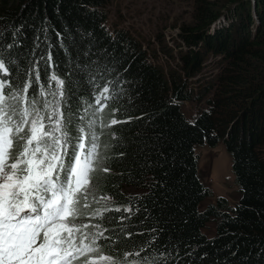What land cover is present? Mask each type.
Masks as SVG:
<instances>
[{"label":"trees","instance_id":"16d2710c","mask_svg":"<svg viewBox=\"0 0 264 264\" xmlns=\"http://www.w3.org/2000/svg\"><path fill=\"white\" fill-rule=\"evenodd\" d=\"M105 1L17 0L0 8V60L9 73L0 78L22 85L39 69L41 83L52 91L56 84L50 77L63 79L62 109L70 117L67 130L73 137L100 88L107 86L114 95L104 108L109 133L102 158L108 171L98 170L93 178L95 199L106 196L111 202L96 207L92 201L89 214L94 206L121 210L105 212L103 219L86 217L92 220L87 223L107 229L109 239L99 242L102 254L121 264H126V253L138 251L152 264H264V86L250 85L238 105L231 98L245 86L244 55L264 56L254 49L264 46L259 28L264 5L260 0H225L226 6L236 5L230 6L237 9L234 15L222 20L217 11L197 15V25L181 35L189 46L183 76L152 62L129 32L109 30ZM208 28L216 33L206 34ZM253 35L256 45L257 38L249 42ZM236 48L240 53L232 54ZM208 51L232 56L238 62L234 69L243 63L244 71H228L217 111L210 108L190 120L184 113L185 102L193 98L189 79L200 71ZM229 103L234 104L230 109ZM237 108L242 111L238 120ZM92 112L89 108V116ZM112 119L119 123L110 125ZM220 143L232 157L240 199L232 205L218 196L204 206L213 191L201 179L197 149ZM137 259L128 256L127 264Z\"/></svg>","mask_w":264,"mask_h":264},{"label":"snow or ice","instance_id":"6c2138e0","mask_svg":"<svg viewBox=\"0 0 264 264\" xmlns=\"http://www.w3.org/2000/svg\"><path fill=\"white\" fill-rule=\"evenodd\" d=\"M33 72L22 85L0 78V264H121L101 252L107 229L82 219L121 210L103 207L89 214L92 201L109 199H95L93 178L98 170L108 171L96 117L114 95L109 87L100 88L73 137L62 109L65 81L53 74L52 91L41 83L39 69ZM8 74L0 60V77ZM89 108L94 109L90 116ZM132 255L140 259L130 264H152L139 251L126 253V264Z\"/></svg>","mask_w":264,"mask_h":264},{"label":"rangeland","instance_id":"374dc122","mask_svg":"<svg viewBox=\"0 0 264 264\" xmlns=\"http://www.w3.org/2000/svg\"><path fill=\"white\" fill-rule=\"evenodd\" d=\"M260 1L264 5V0ZM15 2L17 0H2L0 8L3 9L6 5L12 6ZM226 5L227 2L225 0H106L103 11L107 18L106 24L110 28L109 30L121 29L129 32L152 55L153 58H150L152 62H156L164 66V68H172L175 72L177 71L184 76L185 71L182 69V60L189 54V46L181 38L182 33L187 28L197 25L196 16L201 15L205 11H217L220 13L221 20L223 17L228 18L234 15L237 9L235 8L231 11L230 6L235 7L236 5ZM228 22L226 25L229 24ZM259 28H263L262 32L264 33V20L263 24L261 21L259 22ZM207 30L209 32H206V34L214 35L216 33L211 31L210 28ZM237 30L240 29L237 28ZM238 35L241 36V33L239 32ZM256 38L253 35L249 39V42H252ZM257 42L258 38L252 44L256 45L259 43ZM254 49L264 51V46L260 48L254 46ZM236 52L240 53V48L234 49L232 54ZM245 59L247 60L246 67L248 73L246 78L244 75L245 86H241L239 93L231 97H235L233 100L235 101V105H238L236 103L240 101L243 94L245 95L250 85L256 87L260 84L264 86V56L256 57L247 54L244 55ZM259 62L261 63V67L257 68ZM237 63L232 56H226L223 52L213 54L208 51L202 57L200 71L195 75H191L189 79V89L192 91L193 98L184 104V113L188 119L193 120L200 112H209L210 108L214 109V111L218 110L216 108L218 107L216 106V101L220 100V97H223L225 94V78L229 75L228 71L231 70L232 73L236 71L237 74H242L244 71H242L241 67L243 63H239L237 68H235L236 70L234 69ZM193 71L195 72V68ZM220 76L222 77L221 79H219ZM206 90L210 92H206ZM202 94L205 95V98H203L204 95ZM232 105L234 104H230L229 107L228 105H224L223 107L224 109L227 107L230 109ZM228 108L227 110H229ZM239 108H237L236 120L240 119L242 112ZM96 119L99 125L101 123L105 125L103 128L99 126L101 146L99 151L101 150L102 156L103 149H105V137L109 133V120L105 110ZM197 154L199 156L201 179L213 191V197L206 200L204 206L214 203L218 196L227 198L232 205L238 202L240 192L235 183L232 157L227 151L226 145L220 143L213 148L202 146L197 149ZM127 192L133 194L132 191L127 190ZM110 202V199L107 202L101 201L96 204V207H99L98 205L109 204ZM96 207L94 206V209ZM82 219L85 223L92 221L87 218ZM214 228V224L209 225L211 232H213Z\"/></svg>","mask_w":264,"mask_h":264}]
</instances>
